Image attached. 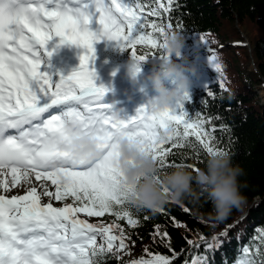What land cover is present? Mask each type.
<instances>
[{
  "label": "trees",
  "instance_id": "16d2710c",
  "mask_svg": "<svg viewBox=\"0 0 264 264\" xmlns=\"http://www.w3.org/2000/svg\"><path fill=\"white\" fill-rule=\"evenodd\" d=\"M95 2L104 33L79 40L80 61L141 70L128 78L146 85L121 106L140 121L138 147L122 144L96 174L49 179L138 259L84 236L63 264H264V0Z\"/></svg>",
  "mask_w": 264,
  "mask_h": 264
},
{
  "label": "rangeland",
  "instance_id": "374dc122",
  "mask_svg": "<svg viewBox=\"0 0 264 264\" xmlns=\"http://www.w3.org/2000/svg\"><path fill=\"white\" fill-rule=\"evenodd\" d=\"M49 1L54 3L52 8L55 11L45 13L47 20L43 21L44 23H41L39 28H36L39 36H34L32 33L30 39H28V44L33 48V51L30 50V52L33 55H39L40 59L36 61V58L32 56L31 60H25L24 63L22 62L24 67L12 73V76L19 77L20 88L26 92V96L30 94L31 98L48 95L49 91L59 86L66 88L65 90L68 93L62 97L67 98L83 84H97L101 88L104 85H116L115 95L104 98L110 103H116L114 105H117L116 107L112 110L99 109V111H96L97 114L94 115L91 109L96 106V103H87L89 109L69 106L72 112L69 111L64 124H62L61 118L56 116L58 122L56 130L61 131V135L54 140L50 138L49 142L51 147L59 146L56 142L62 141H65L68 145L66 149L78 147L75 140L80 138L81 135H78L75 128L77 125H85L80 118L81 115L90 118L86 123L87 134L90 135L87 143L96 147L110 145V149L91 165L77 169L68 166L64 171L96 174L98 169L109 168L118 161L120 156L118 140H127L131 134L140 131L138 130L140 121H135L132 124L127 121L128 115L122 111L121 106L132 103L133 99L139 96V91L146 85V82L143 78H128L129 76L139 75L141 72L139 68L126 74L119 71L109 72L93 66L85 68V65H81L65 72H56L53 68L54 64L64 63V58L71 59L74 65L78 66L80 62L77 48L79 40L88 39L89 34L94 36L96 34L94 30L101 33H104V30L93 25L90 20L92 17L99 16L100 9L98 6L100 3H96L95 0ZM61 9L63 11L59 17L61 21L56 23L55 17L59 15ZM74 13L77 14V18ZM35 43L39 44L38 48H34L33 44ZM259 94L264 100V87L259 90ZM98 98L100 96H91L89 102L98 100ZM108 128H111L110 133L107 132ZM99 131L105 132L102 138L96 136ZM141 131V138L144 139L146 131ZM126 144L133 148L138 147L136 138L128 140ZM93 150L84 156L92 154ZM102 161L104 162L99 165V162ZM53 173L42 172L37 169H0V195L7 194L17 199H27V207L36 202L41 206L55 208L59 211V214L53 216V218L71 224L69 231L60 234L58 242L47 241L51 230H45L44 233L37 235L41 240L33 248V255L28 256L24 264H63L67 259L68 246L81 240L86 241L84 236L99 244L107 242L119 254L128 256L131 259H138L136 250L130 242L118 230L102 223L101 212L89 208H79L71 203H63L59 200L60 185L58 181L60 178H58L59 180H53V178L50 180L49 177L55 175ZM66 210L69 215H72L71 217L67 215ZM13 211H15V208L10 210V215ZM83 220L85 221L84 224L78 226L77 223ZM40 225L44 226V223ZM29 227L35 228L33 224H30ZM32 238L34 237H31L30 241H32ZM197 241L199 240L197 239Z\"/></svg>",
  "mask_w": 264,
  "mask_h": 264
},
{
  "label": "bare ground",
  "instance_id": "6f19581e",
  "mask_svg": "<svg viewBox=\"0 0 264 264\" xmlns=\"http://www.w3.org/2000/svg\"><path fill=\"white\" fill-rule=\"evenodd\" d=\"M46 12H54L53 8H52V4H47L46 6ZM43 8L39 7L34 13H32L30 15V18H34L36 17L37 20H39L40 22H35V26L37 28H39L41 25V23H44L43 21H46L47 18L45 16V14H43ZM62 9L59 11V15H57L55 18H58L62 15ZM25 33H29L28 29ZM34 36H39L38 32H35ZM34 48H38V43L33 44ZM29 53V50L24 51V59H30L31 55L29 54V56H27ZM90 68V66H85V68ZM18 70V68H17ZM12 79V77H10ZM13 80V85L15 86L16 84V79H12ZM18 81H20V79H18ZM92 84H85L84 87H79L77 89V92H79L80 89H83L82 91H80V95L84 94V97H86V89L91 87ZM105 86V85H104ZM103 88H109V87H114L115 84H111L108 86H105ZM17 87V86H16ZM102 88V89H103ZM66 88L59 86L58 88H55L51 91L48 92V95L45 96H40V98L43 99H49L52 101H56V107L52 110H55L58 112V115L61 117H64L65 119L67 118V114L69 113V111H71V108H69V106H71V103H75L72 102L70 100V102H66L65 99H63V95L67 94L68 92L65 90ZM22 94L26 95L25 92H22ZM95 95H104V92L102 90H99L98 88H96ZM31 96V95H30ZM69 100V99H68ZM63 108V109H62ZM26 128V127H25ZM24 128V129H25ZM23 129V130H24ZM75 131H77L78 135L81 137L77 138L75 140V142L77 143L78 147L75 149H67L64 150L67 153L63 155V157L66 156H72L73 158H77V159H84L85 158V154L89 153L91 150L95 149V145L87 143V139L90 138V135L87 134V129L86 126H80L77 125L75 128ZM107 132H111V128H108ZM52 134H54L53 140L55 138H58L61 135V131H54L52 132ZM105 132L103 131H99L97 132L96 136L98 138H102L104 136ZM56 144H59V146L56 148L57 151H52L51 149H49L48 147H44V149H41L40 151H49L51 150L53 153H51V155L48 156V161L51 157L56 156L57 152H60V150L66 149V147L68 146L66 144L65 141L62 142H56ZM51 147V146H50ZM110 149V145H106L103 147H100L97 152L95 153L93 159H91V161H87L86 164H90L92 161L94 162L95 160L99 159L104 153H106L108 150ZM46 161V162H48ZM2 197H4L6 199V201L8 203H10L12 205V208H15V211H13V213L10 215V212H8L4 217H0V241L3 242H8L11 243L13 245H15L16 241L15 240H20L22 242L23 245H19V248H25V250H28V246L31 245V241H30V236L32 234L35 235H39L41 233H44L45 230H51L50 234L47 237V241H59V236L61 233L63 232H67L70 230L71 224L68 223L67 221H59L53 218V216L59 214V211L56 210L55 208L52 207H45V206H41L39 204H37L36 202L33 203V205H31L30 207H27V199H17L12 197V195H7V194H3L1 195ZM67 215L68 216H72L69 215L68 211L66 210ZM84 220L77 223L78 226H81V224H84ZM44 223V226L40 225ZM30 224H33V226H35V228L33 227H29ZM33 243V242H32ZM31 253H33V250H31ZM32 255V254H31Z\"/></svg>",
  "mask_w": 264,
  "mask_h": 264
},
{
  "label": "water",
  "instance_id": "95a60500",
  "mask_svg": "<svg viewBox=\"0 0 264 264\" xmlns=\"http://www.w3.org/2000/svg\"><path fill=\"white\" fill-rule=\"evenodd\" d=\"M241 44L249 46V42L247 40H245V42H242Z\"/></svg>",
  "mask_w": 264,
  "mask_h": 264
}]
</instances>
